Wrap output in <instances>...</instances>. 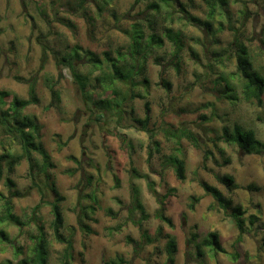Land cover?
I'll return each mask as SVG.
<instances>
[{"label": "rangeland", "instance_id": "obj_1", "mask_svg": "<svg viewBox=\"0 0 264 264\" xmlns=\"http://www.w3.org/2000/svg\"><path fill=\"white\" fill-rule=\"evenodd\" d=\"M95 1L0 0V92L10 94L7 102L12 96L25 100L34 86L38 103L23 113L35 117L54 164L49 174L63 198L60 234L71 239L70 264L118 259L122 264H167L169 238L176 245L174 264H264V153L247 155L220 139L224 128L240 126L264 142V93L261 106L245 102L238 76L230 77L236 73V43L247 47L253 67L264 76V0H227L216 9L208 30L186 22L179 12L183 6L205 23L207 0H173L171 7L161 5L159 13L149 8L158 0H112L102 13ZM135 24L143 32L142 46L150 35L162 42L143 48L148 86L135 93L145 97L127 99L116 109L96 106L112 99L102 90L103 72L93 73L84 53L100 60L105 52L113 58L117 52L127 56L130 40L124 32ZM166 28L181 35L184 48L178 59L164 37ZM74 51L83 58L70 59ZM62 56L87 77L85 95L70 69L58 64ZM221 76L233 86L235 100L224 82L215 84ZM146 116L152 140L134 121ZM0 144V153L20 154L10 138L0 136ZM171 156L184 162L182 181ZM33 157L39 164L40 158ZM7 165L1 164L0 215L10 200L23 225L0 223L7 238L0 240V264H17L14 247L22 248L19 258L30 252L39 223L47 234L48 264H61L64 245L53 237L50 206L40 201L28 162L21 159L10 174ZM224 176L232 184H221L218 179ZM39 180L44 185L42 174ZM202 183L217 188L230 207L220 209ZM133 190L145 219L135 207ZM44 200L52 203L53 196L47 193ZM160 201L171 225L156 216ZM234 207L243 211L241 236L230 217ZM210 232L230 255L237 254L236 260L205 248L204 257L196 256L195 242ZM144 233L152 243L143 240Z\"/></svg>", "mask_w": 264, "mask_h": 264}, {"label": "trees", "instance_id": "obj_2", "mask_svg": "<svg viewBox=\"0 0 264 264\" xmlns=\"http://www.w3.org/2000/svg\"><path fill=\"white\" fill-rule=\"evenodd\" d=\"M159 3L154 2L149 5V8L155 13H159L161 5L165 7H171L173 0H158ZM112 0H97L95 1L96 7L99 13L107 10V7L111 4ZM207 18L205 23H202L200 19L191 15L183 6L179 7V12L183 15L186 22L192 24L196 27H204L208 30L211 28V20L213 19L216 9L223 8L227 4V0H207ZM132 30L127 32L125 35L129 38V51L126 54L117 52V57L113 58L108 53H103V60L96 58L91 52H85L87 62H90L93 66V73L103 72V77H101V87L103 92L109 93L112 101L101 100L96 106H102L104 108L113 107L118 108L120 104L127 99L132 100L135 98L143 99L145 96L141 94H136L135 90L137 87L142 86L147 88L148 81L145 78L144 62L145 56L144 52L146 47H150L153 44L161 46V40L155 36L150 35L146 46L141 45L143 39V32L138 24H135L131 28ZM164 37L171 43L174 48V57L179 58L180 52L183 50L184 45L182 42L181 35L178 32H173L171 29L166 28L164 32ZM264 46V40L262 41ZM235 49V67L236 73L231 74L230 77H235L237 75L238 84L240 85L241 98L245 102H255L257 106L262 105V96L264 93V76L259 73L254 67L250 58V54L245 45L236 43ZM217 57L220 54H215ZM221 57V56H220ZM83 57H79L77 52L70 56V59L81 60ZM220 63V62H219ZM58 64L66 66L70 69L72 77L80 93L85 95L86 93V82L87 77L81 76L75 72L72 66L71 60H67L66 57L62 56ZM105 66L108 72L104 71ZM107 74V75H105ZM106 77V78H105ZM108 78V79H107ZM141 78V80H140ZM100 82V78L96 79ZM219 82H224V86L231 93L230 99L235 100L236 98L232 95L234 93L233 86L230 84L227 77H219L215 80V84ZM119 83L122 87H125L122 91L121 89L115 87V84ZM167 87L168 84L164 83ZM57 99V95L54 94ZM236 96V95H235ZM10 94L7 92H0V136L4 138H10L20 149V154H11L8 150L0 153V178H1V164L5 161L7 162V172L12 173L13 167L19 163L21 159H25L29 164L30 177L32 178V184L38 195L40 196V201L43 204H49L50 211L52 215L51 229L53 237L56 242L64 245V255L61 264H70V251L72 250L71 239L64 238L60 234V230L63 227V216L61 213L60 203L63 198L59 195L53 181L50 178L49 170L54 168L51 156L46 151L41 142L40 136V126L37 123L35 117L28 114H24L23 110L30 105L38 103L37 96L35 94L34 86L30 85L28 92V99H19L16 96H12L10 101L7 102L5 99L9 98ZM147 108V103H146ZM98 117H104L103 114H99ZM149 118L146 116L143 120L134 119L135 122L139 124L142 131L149 134V138L152 140L151 130H148ZM187 139H192L196 142L190 134L187 135ZM222 141L228 144L237 146L243 153L247 155H260L264 153V142H260L256 139L253 130H244L240 126H234L231 131L226 128L223 129L222 136L220 138ZM155 151L158 150L157 142H153ZM0 146H2L0 144ZM33 155H37L40 158V162L36 161ZM152 154L149 153V157ZM170 164L173 166L176 178L180 181L184 179V162L177 156H171L169 158ZM36 168L35 170L33 168ZM38 173V174H37ZM40 174L44 177V185H41ZM38 179V180H37ZM223 185L232 184V178L224 176L218 179ZM7 186L11 187L12 183L7 180ZM148 186L151 188L150 183L147 182ZM202 189L208 195H210L220 209L226 210L230 207V202L223 197L221 192L206 183L201 184ZM50 193L53 196V202H46L44 199ZM133 199L135 202V207L140 211L141 218L145 219L146 215L144 209L138 200V195L136 190H133ZM197 201V200H196ZM159 202V210L156 216L160 221L171 225V222L163 214L164 208ZM192 208V206H190ZM90 211L94 210L89 208ZM13 207L10 200H6L3 204L2 212L0 215V223H7L13 226L21 227L23 224L20 220L13 214ZM243 211L240 207H234L230 213L231 219L239 232V236L244 232V224L242 220ZM84 217L87 216V212H84ZM37 236L34 237L33 247L28 254L23 258H19L23 252L22 248L14 247V257L17 259V264H48V240L47 234L43 230L42 223L37 226ZM196 235L193 236L195 240ZM240 238V237H239ZM239 238L237 243H239ZM0 240H7L6 235L3 230H0ZM143 240L150 244L153 240L147 234H143ZM166 253H167V264H174V254L176 252V245L174 238H169L166 242ZM207 249L215 254H224L231 256L232 260L237 259V254L230 255L219 243L218 235L215 232L208 233L204 238L195 242L196 256L200 259L204 257V252L202 249ZM124 263L122 259L116 261H111L107 264H122ZM3 264H10L6 262Z\"/></svg>", "mask_w": 264, "mask_h": 264}]
</instances>
